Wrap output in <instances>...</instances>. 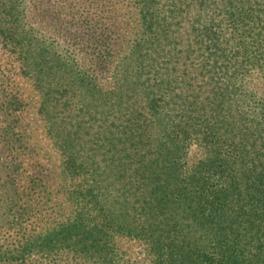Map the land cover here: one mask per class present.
Wrapping results in <instances>:
<instances>
[{
	"label": "trees",
	"instance_id": "obj_1",
	"mask_svg": "<svg viewBox=\"0 0 264 264\" xmlns=\"http://www.w3.org/2000/svg\"><path fill=\"white\" fill-rule=\"evenodd\" d=\"M183 1L0 0V47L38 91L64 155L62 183L25 177L24 134L13 138L11 118L1 128L0 264H125L118 233L146 239L152 264H264V95L248 69L264 60L263 27L244 40L233 19L227 43L240 65H204L197 74L227 82L189 87L166 32L171 13L161 14L164 2ZM121 5L136 23L118 45ZM0 96L13 110L23 104ZM191 144L201 156L189 164Z\"/></svg>",
	"mask_w": 264,
	"mask_h": 264
},
{
	"label": "rangeland",
	"instance_id": "obj_2",
	"mask_svg": "<svg viewBox=\"0 0 264 264\" xmlns=\"http://www.w3.org/2000/svg\"><path fill=\"white\" fill-rule=\"evenodd\" d=\"M228 1L224 0L223 3L222 0H209L206 5L201 6H197L194 0H184L182 4L177 2H171V4L164 2L162 4L161 14L169 15V12L171 13V16H168L170 18H168L169 25H166L168 27L166 32L172 35L170 37L171 45L180 49L178 67H188L187 81L189 87L222 85L227 82L226 78L223 79L222 76L216 80L215 74L211 78L208 77V74L206 76L197 74L204 65L210 69L220 70V72L227 68L237 67L234 62L240 65L239 60L243 56L236 52L235 46H229L227 43V37L232 31H236L233 28V19H236V24L241 28L242 35L240 37L244 40L251 39L254 32L259 31L260 27H263L262 33L264 34V9L261 10L258 5L261 0H235L234 4ZM131 9L130 6L121 5L116 13L118 26L115 30L117 31L116 42L118 45L124 44L125 40L131 37L133 25L136 23V20L129 16L132 13ZM165 10H167L166 13H164ZM31 23L40 28L44 25L40 19H32ZM127 52V47L116 52L114 55L116 63ZM13 57L12 54L0 47V68H4L7 73V76L4 77L0 74V94L9 95L10 98L14 93L21 95L23 104H20L18 109L13 110L16 104L12 105L11 102H6L8 100L0 96V132L7 123V119L11 118L14 122L13 131L15 135L12 134L13 138H17L19 133L20 136L24 134V140L29 145V149L22 156L23 166L26 168L25 177L42 173L47 175V180L51 184H60L63 177L59 176V172L64 155L59 147V139L51 132L50 124L46 121L45 116L39 112L38 91L33 87L30 80L19 74L18 62L14 61ZM261 62L250 63L248 69L252 73L250 83L254 84L258 89L257 91L264 95V60ZM259 67H261L260 70ZM110 80V75H103L99 78L101 86L108 84ZM233 81L240 82L238 79H233ZM5 84L7 90L2 87ZM10 107L12 110L9 109ZM51 117L55 121L54 126L59 127L62 121L61 111L55 110L51 113ZM112 118L116 119L117 117ZM97 125L98 123L95 122L94 126ZM153 130V133L158 132V129ZM79 132L81 137L87 136L84 134L83 128ZM0 141L3 139L0 138ZM14 143L17 145L19 142L15 140ZM4 147L0 142V148L6 150ZM188 156V162L192 164L201 156V148L196 144H191L188 148ZM188 167V164L181 167V178ZM110 177L112 178L113 175H109ZM111 196H114L113 192ZM121 198V195L117 194V200H121ZM59 217L61 216H57V218ZM112 239L118 247V252L124 256L125 264H152L154 256L151 254L146 239L125 233L114 234Z\"/></svg>",
	"mask_w": 264,
	"mask_h": 264
}]
</instances>
